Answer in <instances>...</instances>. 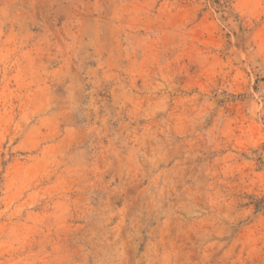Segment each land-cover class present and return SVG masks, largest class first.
Segmentation results:
<instances>
[{"label":"rangeland","instance_id":"1","mask_svg":"<svg viewBox=\"0 0 264 264\" xmlns=\"http://www.w3.org/2000/svg\"><path fill=\"white\" fill-rule=\"evenodd\" d=\"M0 264H264V0H0Z\"/></svg>","mask_w":264,"mask_h":264}]
</instances>
